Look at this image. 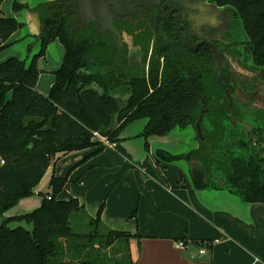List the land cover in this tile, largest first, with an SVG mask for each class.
Masks as SVG:
<instances>
[{
	"label": "trees",
	"instance_id": "1",
	"mask_svg": "<svg viewBox=\"0 0 264 264\" xmlns=\"http://www.w3.org/2000/svg\"><path fill=\"white\" fill-rule=\"evenodd\" d=\"M58 1L35 7L13 2L14 10L39 13L40 50L29 65L14 56L0 60V157L5 159L0 165V215L34 194L57 156L95 146L99 149L91 155L100 152L105 144L98 135L115 143L127 125L142 118L147 119L139 134L144 138L167 135L177 127L196 129L197 147L182 153L156 151L162 161L186 162L196 189H224L243 202L264 203V109L250 97L253 86L240 84L232 93L234 116L254 125L248 133L231 118L230 98L219 81L223 71L208 45L191 50L184 40H175L172 46L159 38L151 52L150 34L144 41L135 37L133 45L139 47L143 63L135 68L123 40L119 45L112 33L99 32L96 21L74 29L76 16ZM208 1L231 7L248 37L245 49L264 77V0ZM24 24L0 7V52ZM117 27L122 29L119 23ZM55 40L65 53L46 95L37 88L38 62ZM213 43L219 50L231 51L232 45ZM118 90H126L128 96L117 97ZM67 179L52 176L54 192L43 198L40 207L3 221L0 264H136L125 250L142 235L113 229L100 233L101 210L90 219L93 230H72L71 216L83 211L84 205L77 198H57ZM14 220L30 227H10L8 222ZM194 243L206 245L204 240ZM108 249L114 250L111 255L105 253Z\"/></svg>",
	"mask_w": 264,
	"mask_h": 264
},
{
	"label": "rangeland",
	"instance_id": "2",
	"mask_svg": "<svg viewBox=\"0 0 264 264\" xmlns=\"http://www.w3.org/2000/svg\"><path fill=\"white\" fill-rule=\"evenodd\" d=\"M14 1L15 0H2L0 7L6 16L15 17L25 24L22 28L18 29L15 33H13V35H11L9 38L10 41L8 40L9 45L0 52V60L4 61L5 59H8V57L14 56L24 59L27 65H29L33 56L40 50V44L37 39V33H39L37 28L39 24V13L26 8L14 10ZM18 1L28 3L30 7H35L49 0ZM201 1H203L201 2L202 5L198 4L194 9V7L191 8L188 2L182 0V3L188 9H192L189 15H185L189 18L188 20L191 21L193 19H197L199 22L208 23L200 24L198 29L201 31L197 33L198 37L206 39L211 38L218 41V43L222 45L234 42L235 44L231 47L232 49L227 55V57L230 58V62L236 69L241 70V72L247 74V76H257L258 67L254 65L252 57L248 54L246 49H244L248 37L242 26V22L234 15L231 7H219L210 3L208 0ZM206 5L209 7H205ZM123 42L128 46L130 64L135 68H142L143 63L139 58V47L134 46L131 38L125 35ZM57 46H60L59 51ZM64 53L65 50L63 45H61L58 40H55L54 43L52 42L47 48L46 54L39 59L38 65L41 69V74L38 80V83L40 84V88L38 87V89L40 91L41 89H44V91H46L44 94L46 95L49 94L50 89L54 84V72L60 68L63 62ZM224 60L225 57L219 61L220 65H223ZM41 75H43L42 78ZM220 80L223 84L228 82L225 75L220 76ZM114 95L121 99H125L128 96V93L126 90H118L114 93ZM259 99L260 98H258L257 102L261 105L262 103ZM146 123V118L131 122L121 133V137L130 135V138L125 139L123 143L122 141L119 142V145H115L114 147L130 158H133L134 156L137 157L139 155L143 156L152 154L157 159L156 151L158 148L166 149L172 153H182L187 152L198 145V141L196 139L197 132L192 126L187 128L177 127L167 135H152L148 138H144L139 134L144 129ZM100 138L99 140L107 145V138L103 136ZM122 145L126 146L131 151V154H127L126 150L121 147ZM90 148L91 147L74 150L62 155L60 159H55L56 161L53 160L42 180L35 187L36 190L34 194L21 199L15 206L4 212L3 215H0V225L11 215L31 213L40 207L43 198L52 195L54 192V189L51 186V179L54 175L58 177L68 176L66 184L57 194L58 199L70 200L75 197H80L81 202L85 203L83 211L74 213L71 216L70 223L74 232L87 233L93 230L94 227L91 225L90 219L91 217H96L99 210H101V225H99V232L102 234L107 233L109 231V227L106 226L102 219V214L105 208H107V213H111L113 211L123 214L125 216V218H123L124 222L131 221L132 218L130 217L134 214V212L136 213L138 207L140 206L139 195L138 192L133 191V187L131 185L132 182L123 180L125 175L132 177V173H130L131 168L123 162L112 163L118 165L117 169L113 166L110 168L107 165L95 166L91 163L86 164L90 161L89 158L95 155H91L92 153L87 154ZM133 161L136 162V159ZM101 163L105 164L106 162ZM174 163L186 164V162L183 161H176ZM171 171H174V169H169V173H172L173 175L175 173V176L177 175V170L175 172ZM80 176L82 177L79 180ZM116 178L119 179L118 182L114 184ZM160 190L162 191L161 193L165 195V192L162 189ZM106 200L108 206L106 204ZM169 202L173 203V200H170ZM132 205H134V208H132ZM176 205H178V203H176ZM153 212L160 213L161 211ZM174 215L175 218L170 216L166 221L160 223L164 224L168 222L171 224L174 221L176 223L173 226V229L178 232L181 230V226L178 225V222L180 221L176 219V214ZM155 217L161 218L158 214H156ZM8 225L10 227H16L18 225L30 227V224L27 222L17 220L8 222ZM113 251V249H108L105 253L107 255H111ZM125 253H130L132 259L136 261L139 254L137 243L134 241L133 244H128L126 246ZM259 258L264 259L262 256H259Z\"/></svg>",
	"mask_w": 264,
	"mask_h": 264
},
{
	"label": "crops",
	"instance_id": "3",
	"mask_svg": "<svg viewBox=\"0 0 264 264\" xmlns=\"http://www.w3.org/2000/svg\"><path fill=\"white\" fill-rule=\"evenodd\" d=\"M38 22L40 32L39 18ZM57 49L59 51L60 46ZM41 91L46 93L44 89ZM128 138L130 135L121 137L117 143L108 141L105 149L95 153L86 164L107 165L117 169L118 165L112 163L123 162L131 168L132 177L125 175L123 180L132 182L133 191L138 192V210L130 217L131 221L124 222L123 214L113 211L107 213L105 208L102 219L109 229L142 235L140 239L131 240V244L135 241L138 245L136 264H264V259L259 258H264V203L243 202L224 189H196L188 174L187 164L165 162L152 154L127 157L114 146ZM121 147L131 154L126 146ZM98 149V146L91 147L87 154ZM62 155L57 156L56 160ZM169 169H174L171 172L177 170V175L169 173ZM118 179H115L114 184ZM75 198L85 206L80 197ZM106 204L108 206L107 200ZM156 214L161 218H156ZM174 214L180 221L178 225L181 230L178 232L173 229L176 222L160 223L170 216L175 218ZM195 239L204 240L206 245H196ZM180 240L185 242V247L177 246ZM201 248L206 250L205 253H200Z\"/></svg>",
	"mask_w": 264,
	"mask_h": 264
},
{
	"label": "flooded vegetation",
	"instance_id": "4",
	"mask_svg": "<svg viewBox=\"0 0 264 264\" xmlns=\"http://www.w3.org/2000/svg\"><path fill=\"white\" fill-rule=\"evenodd\" d=\"M139 1H141V4L136 2H128L127 4H125L122 9L124 11V14L120 15V19L116 18L113 21L115 27H117V23H119V25L122 27V29H119L117 27L121 32V40H124L125 35L127 37H130L134 44L135 37H139L144 41L150 34L151 52L154 41L159 38H166L172 46L176 45L175 40L181 39L184 40L187 46L190 48L187 42V37H189V40L192 45L196 46L197 44H199L197 50L202 45H207L203 41L209 40L212 43L213 41H216L211 38L206 39L198 37L197 33L201 31L200 29H198L200 24L208 23L199 22L197 19H193L191 21L188 20L189 18H187V16L185 15H189L192 9H188L182 3V0ZM184 1L188 2L191 8L194 7V9L196 5H202L201 2H203L201 0ZM205 7L209 6L206 5ZM85 26L86 25L82 27L80 23H75L73 25V28L79 30L83 29ZM129 30H131V32ZM234 44L235 43L233 42L223 46L226 48L227 46H233ZM220 51L224 54L225 60L223 62V65L218 64V58L216 60V65L221 71H223V73L219 75V81L225 87V93L230 98V102H232V93L234 92L236 86L239 89L240 84H249V86H253V88L250 89V91H252V95H250V97H253V99L255 100V105L264 109V77L261 76V69H258L257 76H247V74L241 72V70H238L233 66V64L230 62V58L227 57L228 52H225L223 50ZM222 75H225L228 80L226 84H223V82L220 80V76ZM227 91H229V93H227ZM258 98H260L259 100L262 103L261 105L257 102ZM234 121L241 122L242 128L248 133L251 132L254 128V125L247 120H241L236 118V120ZM242 121H246L247 125L243 126Z\"/></svg>",
	"mask_w": 264,
	"mask_h": 264
},
{
	"label": "water",
	"instance_id": "5",
	"mask_svg": "<svg viewBox=\"0 0 264 264\" xmlns=\"http://www.w3.org/2000/svg\"><path fill=\"white\" fill-rule=\"evenodd\" d=\"M128 2L141 4V1L139 0H59L58 5L66 6V12L73 13L76 16L74 23H80L82 27L90 21H96L99 32L104 33L107 30L113 34L116 42L121 45V32L117 27H115L113 21L116 18L120 19V15L124 14V11L122 10L123 6ZM187 38L190 48L192 50H197L199 44L194 46L191 44L189 37ZM203 42L211 47L213 53L217 56L218 64L220 65L219 61L222 60L224 54L218 50L217 46L211 41L206 40ZM227 93H229V91H227ZM228 109L231 113L232 119L236 120V117L234 116V109L232 108V102L229 103ZM242 123L243 126L247 125L246 121H242Z\"/></svg>",
	"mask_w": 264,
	"mask_h": 264
},
{
	"label": "built area",
	"instance_id": "6",
	"mask_svg": "<svg viewBox=\"0 0 264 264\" xmlns=\"http://www.w3.org/2000/svg\"><path fill=\"white\" fill-rule=\"evenodd\" d=\"M101 136L100 135H98V138H100ZM101 139V138H100ZM5 164V159H3V158H1L0 157V165H4ZM177 246L178 247H185V242L183 241V240H180V241H178L177 242ZM205 249L204 248H201L200 249V253H205Z\"/></svg>",
	"mask_w": 264,
	"mask_h": 264
}]
</instances>
